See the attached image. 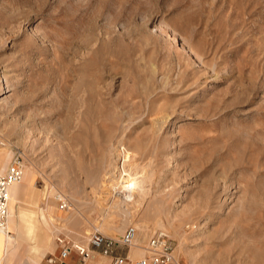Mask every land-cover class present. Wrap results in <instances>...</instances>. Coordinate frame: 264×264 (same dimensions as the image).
Masks as SVG:
<instances>
[{
	"label": "rangeland",
	"instance_id": "obj_1",
	"mask_svg": "<svg viewBox=\"0 0 264 264\" xmlns=\"http://www.w3.org/2000/svg\"><path fill=\"white\" fill-rule=\"evenodd\" d=\"M13 153L45 245L131 224L133 260L164 230L172 264H257L264 0H0V171Z\"/></svg>",
	"mask_w": 264,
	"mask_h": 264
},
{
	"label": "built area",
	"instance_id": "obj_2",
	"mask_svg": "<svg viewBox=\"0 0 264 264\" xmlns=\"http://www.w3.org/2000/svg\"><path fill=\"white\" fill-rule=\"evenodd\" d=\"M24 174V166L18 155L12 154L10 162L3 172H0V231L7 233L9 218V188L19 183ZM58 209L65 210L68 207V199L58 195L56 198ZM137 228L128 225L118 238L103 234L99 230H92L88 234L86 242L69 239L64 235H57L56 242L60 247V257L64 258L71 249H74L84 261L93 252H98L110 258L109 264H172L174 262L173 250L169 235L164 230H156L147 239L143 247V255L130 260L128 252L121 254L118 248L129 249L135 244Z\"/></svg>",
	"mask_w": 264,
	"mask_h": 264
},
{
	"label": "crops",
	"instance_id": "obj_3",
	"mask_svg": "<svg viewBox=\"0 0 264 264\" xmlns=\"http://www.w3.org/2000/svg\"><path fill=\"white\" fill-rule=\"evenodd\" d=\"M9 162L10 159L7 165ZM4 170L0 172H3ZM28 184L29 183L27 182V185ZM10 188L9 194L12 200L11 209L13 211V215L11 213L9 228H7L8 232L4 233L0 231V264H109L110 258L98 252H93L83 261L81 256L74 249H71L66 257L61 258L60 247L57 243L45 245L46 243H44L42 235H38V237L35 238L34 236L29 237V227L26 226L20 217V205H31L32 208H36L38 204H30L29 202H26V194L22 193V187H17L16 185L12 188V192ZM26 189H30L29 186ZM39 210L41 212L42 208L39 207ZM8 235H11V239ZM34 246L36 248L38 247L40 250L39 254L36 253L37 256L32 254L35 249L32 251L31 247L33 248ZM119 253L124 254L126 253V250L121 249L119 250ZM140 255L138 257H140ZM128 257L130 260H133L130 256V252L128 253Z\"/></svg>",
	"mask_w": 264,
	"mask_h": 264
},
{
	"label": "bare ground",
	"instance_id": "obj_4",
	"mask_svg": "<svg viewBox=\"0 0 264 264\" xmlns=\"http://www.w3.org/2000/svg\"><path fill=\"white\" fill-rule=\"evenodd\" d=\"M23 178H24V174H23ZM23 178H22V180H23ZM22 180L19 183H15V184H13V186H11V188H10L11 192H12V188L14 186H16V185H18L17 187H22L23 186V185H21V186L19 185V184H21ZM25 185H26V187L29 186V184L27 185V183ZM52 208H54V207L50 206V209H52ZM20 211H21L20 212V214H21L20 217L22 218V220L24 221L26 226L29 227L31 225V222L34 221V217H32L33 210L31 208V206L30 205L29 206L20 205ZM18 214H19V212H18ZM12 215H13V212H12ZM8 219L9 220H8V223H7V228H9V222H10V219H11V196H10V208H9V218ZM42 219H43V221H46V217H45L44 214H42ZM8 237L11 239V235H8ZM257 243H256V245H254L251 248L249 254H250V257L254 260V262H256L257 264L258 263L261 264V261L264 258V253L262 251L264 246L261 247V243L262 242H259V244H257ZM262 245H264V244H262Z\"/></svg>",
	"mask_w": 264,
	"mask_h": 264
}]
</instances>
